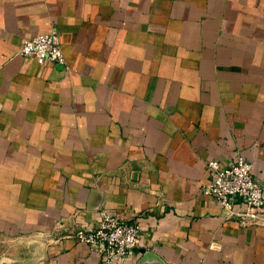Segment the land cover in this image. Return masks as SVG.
Listing matches in <instances>:
<instances>
[{
  "label": "crops",
  "instance_id": "0c3cea01",
  "mask_svg": "<svg viewBox=\"0 0 264 264\" xmlns=\"http://www.w3.org/2000/svg\"><path fill=\"white\" fill-rule=\"evenodd\" d=\"M51 30L65 65L20 55ZM237 154L264 194V0H0V264H103L72 236L102 209L124 264H264L201 193Z\"/></svg>",
  "mask_w": 264,
  "mask_h": 264
},
{
  "label": "built area",
  "instance_id": "2783aa9c",
  "mask_svg": "<svg viewBox=\"0 0 264 264\" xmlns=\"http://www.w3.org/2000/svg\"><path fill=\"white\" fill-rule=\"evenodd\" d=\"M20 55L38 62L65 65L56 30L25 38ZM206 168L211 179L201 187V193L219 204L225 218L243 226L264 225L263 184L254 178L250 162L237 154L223 166L215 159L208 160ZM139 230L137 219L126 220L102 209L92 225L78 226L72 236L100 256L103 264H124L138 244Z\"/></svg>",
  "mask_w": 264,
  "mask_h": 264
}]
</instances>
